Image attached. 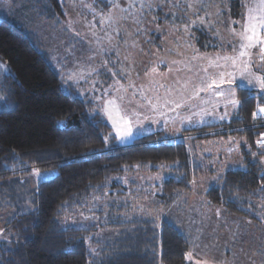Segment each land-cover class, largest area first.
<instances>
[{"label": "trees", "instance_id": "16d2710c", "mask_svg": "<svg viewBox=\"0 0 264 264\" xmlns=\"http://www.w3.org/2000/svg\"><path fill=\"white\" fill-rule=\"evenodd\" d=\"M23 4L25 14L33 10L45 21L66 19L63 0H24ZM94 4L101 13L111 8L106 0ZM241 9L239 0L229 2V13L236 18ZM165 22L193 26L185 17L158 24ZM23 28L18 22L0 21V182L34 170H51L54 176L37 185L35 210L5 221L0 264H188L191 241L169 213L195 182L214 176L215 167L162 132L138 137L131 146L120 148L93 93H81L80 83L67 82L43 40ZM192 31L196 36L190 33V37L196 38L200 51L215 49L207 30L193 26ZM168 32H160L154 40L160 44ZM236 98L238 110L229 120L185 130L182 137L240 140L234 157L233 151H226L233 162L221 169L222 175L207 186L204 197L209 205L221 207L231 224L251 220L261 226L264 168L259 158L264 147L258 148V141L264 130L259 125L264 118L259 111L264 108V92L237 87ZM216 130L214 136L197 135ZM164 170L170 176L153 196V206L142 197L144 190L152 189L149 181L125 180L136 172ZM6 208L0 189V211ZM86 212L94 214L98 223L94 228L80 222L79 215ZM104 230L118 231L119 236L104 243L99 236Z\"/></svg>", "mask_w": 264, "mask_h": 264}, {"label": "rangeland", "instance_id": "374dc122", "mask_svg": "<svg viewBox=\"0 0 264 264\" xmlns=\"http://www.w3.org/2000/svg\"><path fill=\"white\" fill-rule=\"evenodd\" d=\"M63 1L66 2V19L62 23L45 21L33 10H26L25 14L24 0H0V21L18 22L27 34L38 35L43 40L47 52L55 63H59L66 81L80 83L78 89L81 93H93L94 101L112 128L120 148L131 146L138 137L162 132L172 141L178 138L192 153L200 155V160L215 167L214 176L210 179L205 176L195 182L191 192L185 194L169 213L181 233L191 241L188 264H264V224L256 226L251 220L231 224L223 215V209L209 205L204 197L207 186L222 175L221 169L233 162L228 159L226 151H233L234 157L240 150V140L213 137L191 141L182 137L185 130L223 123L238 110V106L230 103L231 99H237L236 88L241 80L238 69L230 64L214 67L209 62L217 57L236 55L233 48H238L241 42L239 34L246 23L249 7L257 8L261 0H239L242 9L238 18L229 13L231 0H218V3L211 0H106L111 8L105 13L94 6L95 0ZM159 9L161 16L158 15ZM158 17L160 20L178 17L191 20L197 29L207 30L215 49L207 52L198 49L196 38L190 37V33L196 36L193 26L175 22L174 25L166 24L168 21L159 25ZM164 30L169 31L168 36H161L159 44L154 39ZM252 52L254 65L250 71L254 76L264 77V63L259 61L258 49H252ZM217 63L225 65L223 59ZM222 71H235L236 82L207 88L209 78H218ZM249 79L252 84H248ZM243 84L245 87L240 88L264 92L254 77L245 78ZM200 88L204 90L199 91ZM220 92H223L222 96L218 95ZM109 100L115 101L119 116L129 122L132 128L130 137L121 139L117 135L113 123L119 121L116 111L106 107ZM107 112L112 113V119L108 118ZM120 126L121 129L125 127ZM218 132L197 135L214 136ZM53 176L51 170H34L0 182L7 203V208L0 211V237L4 234L6 220L35 210L37 185ZM169 176L165 170L155 174L136 172L125 180L149 181L152 189L144 190L142 197L153 206V196ZM120 179L118 177L116 181ZM143 188L145 186L136 187ZM132 190L129 187L127 191ZM91 206L94 205H90L89 211L94 208ZM93 217L91 212L79 215L80 222L88 228L98 224ZM99 236L106 243L114 242L119 235L118 231L112 234L104 230ZM259 244L263 245V250L255 253V245Z\"/></svg>", "mask_w": 264, "mask_h": 264}, {"label": "snow or ice", "instance_id": "6c2138e0", "mask_svg": "<svg viewBox=\"0 0 264 264\" xmlns=\"http://www.w3.org/2000/svg\"><path fill=\"white\" fill-rule=\"evenodd\" d=\"M191 6V5H190ZM235 31V30H233ZM240 44L239 47L236 48L234 46L233 50L236 52V55L233 56H224L217 57L216 60L210 61V66L214 67H224L230 64L234 69H238L240 75V83L237 85L238 87H245L243 84V80L247 77H254L255 81L260 85L261 89H264V77L262 76H254V74L250 71L251 67L254 65V61L252 59L253 52L252 49H258L259 52V61L264 63V0H261L260 4L257 8L249 7L248 14L246 16V23L242 27V31L240 32ZM223 59L225 61V65H220L217 62ZM207 71V69H205ZM228 77L225 80V77ZM236 82V72H220L218 74V78L210 77L209 81L206 82L207 88L211 89L213 86L219 88L223 83H235ZM248 84H252V80H248ZM203 88H200L199 91H203ZM218 95H223V92L218 93ZM231 96H235L234 92H230ZM167 102V101H166ZM230 103L233 106H238L239 101L237 99H231ZM179 107L180 105L177 104ZM106 107H111L114 111H116L117 119L119 123L114 122L113 127L117 130V135L121 138H128L132 135V128L129 122L122 117L119 116V111L115 107V101L109 100L106 102ZM259 111L264 113V108H260ZM108 118L112 119V113L107 112ZM255 115V114H254ZM223 119V117H221ZM121 124L125 125L123 129H121ZM264 146V145H262Z\"/></svg>", "mask_w": 264, "mask_h": 264}, {"label": "crops", "instance_id": "0c3cea01", "mask_svg": "<svg viewBox=\"0 0 264 264\" xmlns=\"http://www.w3.org/2000/svg\"><path fill=\"white\" fill-rule=\"evenodd\" d=\"M261 114H264V113H261ZM259 117V116H258ZM262 135H261V137H264V130L262 131ZM261 137H260V139H259V141H258V144L259 143H263L262 141H264V140H262L261 139ZM259 151V150H258ZM260 151H264V149L263 150H260ZM259 160H260V162H261V164H262V166H263V168H264V156H262L261 158H259ZM255 249H256V251H254L255 253H258L259 251H261V250H263V245H261V244H259V245H255ZM256 258H257V256H255ZM245 259V258H244Z\"/></svg>", "mask_w": 264, "mask_h": 264}, {"label": "built area", "instance_id": "2783aa9c", "mask_svg": "<svg viewBox=\"0 0 264 264\" xmlns=\"http://www.w3.org/2000/svg\"><path fill=\"white\" fill-rule=\"evenodd\" d=\"M264 125V118L262 119V121L259 123V125ZM262 145H264V143H259L258 144V148H261V147H264V146H262Z\"/></svg>", "mask_w": 264, "mask_h": 264}]
</instances>
